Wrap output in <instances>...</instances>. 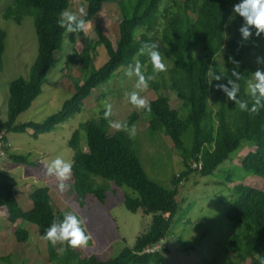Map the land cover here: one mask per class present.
Instances as JSON below:
<instances>
[{"label":"trees","instance_id":"trees-1","mask_svg":"<svg viewBox=\"0 0 264 264\" xmlns=\"http://www.w3.org/2000/svg\"><path fill=\"white\" fill-rule=\"evenodd\" d=\"M83 1L88 10V15L83 18L90 22L106 5L116 7L122 16L119 40L114 45L96 28L108 54L106 62L98 68H88L90 71L82 84H76L75 92L63 103L61 109L39 123L21 124L18 123V118L43 94V86L49 72L58 63V54L63 49L66 35L75 44L76 35L83 32L68 33L58 26L59 14L69 8L70 0H13L3 13V19L12 20L17 25H21L26 16L34 18L39 51L28 79L21 77L10 84L7 121L0 125V132L5 130L7 133L27 134L28 130H32L33 137L38 139L79 115L87 99L94 97L98 88L113 80L119 69H127L129 64L139 60L146 68L145 72L150 74L152 67L149 58L147 55H137V52L143 42L155 41L149 33L156 29L160 19L164 17L161 38L170 60L169 85L182 102L186 115L181 118L179 110L172 108L167 81L163 82L161 92L155 81L150 82L149 89H154L157 97L150 101L151 114L145 110L142 113L149 116L151 131H156L155 123L164 127L186 170L174 175L172 188L167 189L149 178L139 160L135 140L124 131L112 129L108 120L103 117L104 111L99 118L80 124L70 140L73 151L71 181L77 198L92 195L96 200L105 203V190L94 180V177H99L111 181L116 187L130 189V194L124 198L126 208L132 213L142 210L144 214L152 217V221L148 230L137 238L133 248L125 247L114 258L102 260L97 255L83 257L78 248L72 249L63 244L65 251L57 252L54 262L163 264L165 256L160 252L141 253L148 246L158 244L166 238L181 209L178 197L184 180L189 175L197 172L203 177L209 176L232 155L248 149L240 165L247 171L264 177V109L258 115L239 110V135L230 138L222 121V114L224 105L231 103L235 106V103L215 88L217 83H227V80L213 81L209 85L206 76L208 68L213 66L217 71L223 70L226 78H231L234 65L229 57H233L240 62L238 71L243 74L239 81L241 88L238 97L248 99L246 80L258 68L253 64V54L264 46V34L256 38L253 30V38L242 41L239 28L244 21L233 12V5L241 0ZM233 16L235 18L229 29V18ZM228 30L230 37H227ZM6 37V32L0 27V56L5 52ZM159 50L163 55L165 51L161 47ZM86 57L89 64H92L88 53ZM75 60L80 66L85 62L77 53L69 56V61ZM213 102L220 104L217 113L211 108L210 104ZM138 118V112H134L127 121L129 127ZM189 130L193 132L191 148H187L184 142L185 134ZM80 131L84 132L85 141H81ZM8 154L7 157L16 164L28 168L39 165L32 164L23 155L11 151ZM195 163L201 164V168H192ZM17 187L18 182L12 175L0 171V209H7L8 221L15 229V242L24 247L31 239V233L23 228L25 223L37 226L42 237L54 219H63L64 212L55 210L49 187H34L30 194L32 207L24 210L16 199ZM234 194L235 198L226 218L239 226L241 233L229 241L228 264H237L233 257L238 258L240 264H246L247 260H251V264H264V189L238 184L234 187ZM12 257L10 255L2 261L7 264L20 263L13 261Z\"/></svg>","mask_w":264,"mask_h":264},{"label":"rangeland","instance_id":"rangeland-1","mask_svg":"<svg viewBox=\"0 0 264 264\" xmlns=\"http://www.w3.org/2000/svg\"><path fill=\"white\" fill-rule=\"evenodd\" d=\"M12 2L13 0H0V27L7 34L5 52L0 56V122L7 120L10 84L21 77L28 79L39 51L32 16H26L21 25L2 18ZM191 6L195 7L193 4ZM80 7L87 9L83 0H70L67 10L79 15ZM164 20L165 18L162 17L159 25L149 35L165 51L163 53L164 62L169 68L170 60L161 38ZM121 21L122 16L116 7L106 5L101 13L91 21L87 36L84 33L76 35V42L72 44L69 41V35H66L63 49L58 54V63L49 72L43 86V94L36 99L27 112L18 118V123L43 122L58 112L63 103L75 92L76 84H82L89 69L98 68L107 60V51L96 28H99L116 45L119 40ZM228 24L230 29L232 21ZM230 36L231 33L228 30L227 37ZM74 53L85 61L82 66L77 60L69 61V56ZM87 53L90 55L92 64L88 62ZM253 55L255 56L253 64L259 67L256 58L264 56V46L261 50L254 51ZM126 70L125 68L119 69L113 80L98 88L94 92V97L87 99L79 115L59 126L55 131L44 134L38 139L33 137L32 130H28L27 134H11L10 139L13 142L11 152L27 157L32 163L38 164L41 160L42 163L39 164L42 165L37 168L41 174L46 173L45 165L57 156L73 163V151L70 147L73 133L80 124L99 118L104 111V102H107L113 105L114 115L111 117L113 121H128L134 112H138L139 118L133 123L136 125V135L133 139L136 142L135 147L139 160L150 179L171 189L174 175L181 174L186 169L164 127L160 123H155L156 131H151L149 116L142 113L143 109L134 108L126 100L124 93L132 91L136 82L135 77L129 78L125 75ZM143 70L145 71L146 68L143 67ZM164 81H167L172 108L178 109L181 118H184L186 111L183 110L182 102L177 98L176 93L171 91L168 70L159 73L155 80L160 92ZM142 95L151 101L156 99L157 92L151 88ZM210 105L217 113L220 104L213 102ZM238 119L239 109L231 103L224 105L222 121L230 138L239 135ZM80 138L81 141H85L86 136L83 131H80ZM184 142L187 148L192 147V130L185 134ZM247 153L248 149H244L241 153L232 155L209 176L203 177L194 172L184 180L178 197L181 209L174 218L164 242L160 243L159 252L165 256L163 264H228L229 241L241 233V228L226 218V213L230 210L235 198L234 187L238 184H245L264 189V177L247 171L240 165L241 159ZM5 161L12 163L7 157L0 163V168L3 167ZM17 166L19 164H10L11 169L17 168L16 178L22 181L24 176L21 171L31 168L23 165ZM94 180L105 190V203L96 200L92 195L77 198L71 179L66 181L70 187L63 193L58 189L59 181L55 176L45 175L42 180L39 179L36 182V185L48 186L51 189L55 210L75 211L87 218V227L94 236L95 244L90 242L88 247L78 248L81 255L83 257L97 255L102 260H109L118 256L125 247L133 248L137 238L148 230L152 217L144 214L142 210L132 213L126 208L124 198L125 195L130 194V189L116 187L111 181L99 177H94ZM20 183L23 189L24 186L31 187V184H34L23 181ZM20 189L22 188L18 191ZM18 196L22 205L27 207L23 197L19 194ZM8 222L7 209H0V264H7L2 260L10 255L13 256V261L20 262L19 264H54L57 249L63 247L62 244L53 247L41 238L37 226L26 223L23 228L31 233V239L27 245L21 247L15 242V229ZM233 258L237 264H240L238 258ZM251 263V260L246 262V264Z\"/></svg>","mask_w":264,"mask_h":264},{"label":"clouds","instance_id":"clouds-1","mask_svg":"<svg viewBox=\"0 0 264 264\" xmlns=\"http://www.w3.org/2000/svg\"><path fill=\"white\" fill-rule=\"evenodd\" d=\"M78 12L79 15L69 10H63L59 14L58 26L64 28L68 33L83 32L87 36L91 28V22L83 17L88 15V10L85 7H80ZM233 12L242 17L244 21L239 28L242 41L251 40L253 38V30L256 38H260L264 34V0H241V2L233 5ZM234 18V16L230 17L229 22ZM159 49L160 46L155 41L143 42L138 49L137 55H147L150 60L152 67L150 74L143 70L139 60L129 64L125 72L127 77L136 78L133 90L124 93L126 100L134 108L143 109L148 114L152 112L151 103L142 93L149 89L150 82H154L159 73L167 72L168 70L167 64L164 62V56ZM229 61L234 65L231 70V78H226L223 70L217 71L216 68L210 66L206 73L209 85H212L213 81L226 79L227 83H217L215 88L218 91H222L229 100L233 101L240 111L247 112L250 115H258L261 109H264V67H258L251 73L250 78L246 80V95L248 99H244L238 97L241 88L239 81L243 78V74L238 71L240 62L233 57H229ZM256 63L264 65V56H257ZM113 115V105L104 102L103 117L108 120L109 126L126 132L130 138H135L136 125L129 127L127 121H113L111 119ZM72 168V162L65 160L61 156H57L45 165L46 175L55 176L59 181L58 189L61 193L67 191L70 187L66 181L71 179ZM87 223L86 217L77 214L75 211H66L63 213L62 220L54 219L52 221L41 238L48 241L53 247H56L57 244H67L72 249L86 248L90 242L93 245L95 244L94 236L89 231ZM57 251L63 252L65 249L61 247Z\"/></svg>","mask_w":264,"mask_h":264},{"label":"crops","instance_id":"crops-1","mask_svg":"<svg viewBox=\"0 0 264 264\" xmlns=\"http://www.w3.org/2000/svg\"><path fill=\"white\" fill-rule=\"evenodd\" d=\"M7 120L5 119V120H3L2 122H0V125L2 124V123H4V122H6ZM11 134H13V133H9L8 135H7V137H8V139L12 142V140L10 139V135ZM12 144H13V142H12ZM17 149V148H16ZM18 150V149H17ZM16 152V151H15ZM14 153V152H13ZM10 161H12V160H10ZM36 161V160H35ZM14 162L12 161V163H8V162H4L3 163V167H1L0 168V171H3V172H7V173H9L10 175H12L16 180H17V182H18V187H17V189H16V199H17V201H18V203H19V205L24 209V210H29L31 207H32V202H31V199H30V194H31V192H32V190H33V188L34 187H48V186H40V185H36L37 183L36 182H38V180L40 179V180H42L44 177H45V175H46V173H39L38 171H37V168L39 167V166H41L42 164H39V163H42V161L40 160V162L38 163L39 165L37 166V167H34V166H32V167H30L31 169H23L21 172H23V182L24 183H34V184H31V187H26V186H24V189H23V187L21 186V183L20 182H22V181H20V179H17L16 177H17V172H15V170L17 169V168H13V169H11L10 168V164H13ZM32 163V162H31ZM16 164V163H15ZM32 164H37V163H32ZM18 165V164H17ZM2 166V165H1ZM17 167H20V165L19 166H17ZM19 188H22V189H20L19 191H18V189ZM18 194L19 195H21V197H23V200L25 201V203H26V206L27 207H25L24 205H22V203L19 201V199H18ZM9 223V222H8ZM26 224V223H25ZM24 224V225H25ZM14 232H15V230H14ZM39 233V232H38ZM60 253H62V252H60Z\"/></svg>","mask_w":264,"mask_h":264},{"label":"built area","instance_id":"built-area-1","mask_svg":"<svg viewBox=\"0 0 264 264\" xmlns=\"http://www.w3.org/2000/svg\"><path fill=\"white\" fill-rule=\"evenodd\" d=\"M13 149L12 143L8 140L7 132L5 130L0 132V163L9 155L8 152ZM193 167L201 168V164H193ZM161 242H164L162 240ZM160 242V243H161ZM160 243L148 246L142 253L143 254H154L159 252L160 250Z\"/></svg>","mask_w":264,"mask_h":264}]
</instances>
